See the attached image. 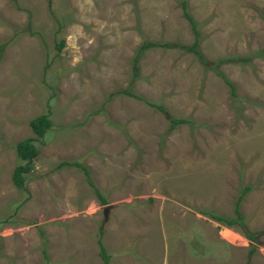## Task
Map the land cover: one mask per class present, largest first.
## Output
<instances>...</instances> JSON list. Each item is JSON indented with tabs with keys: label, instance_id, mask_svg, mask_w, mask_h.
<instances>
[{
	"label": "rangeland",
	"instance_id": "obj_1",
	"mask_svg": "<svg viewBox=\"0 0 264 264\" xmlns=\"http://www.w3.org/2000/svg\"><path fill=\"white\" fill-rule=\"evenodd\" d=\"M183 2L0 0V264H105L101 240L109 264H264V0H187L206 61L156 45L135 77L145 41L193 43ZM246 185L258 241L202 213L237 216Z\"/></svg>",
	"mask_w": 264,
	"mask_h": 264
},
{
	"label": "trees",
	"instance_id": "obj_2",
	"mask_svg": "<svg viewBox=\"0 0 264 264\" xmlns=\"http://www.w3.org/2000/svg\"><path fill=\"white\" fill-rule=\"evenodd\" d=\"M182 6H183V11H184V16L189 20L190 24L192 25L191 27H192V30H193V33L195 36L193 43L190 45H182V44H174V43H170V42H164V43L160 44L158 42L145 41L143 44L139 45L138 52H137L135 59H134L135 77L138 76L136 74V72H138V68H139L138 67V61L141 59L143 52L146 49H148L152 46H156V45H161V46H165L168 48L179 46L181 48H184V49L196 54L198 56L199 61H201L203 63L206 61V58L204 57V55L202 54V52L200 50L201 33H200L199 28H198V23L196 22V20L194 19V17L192 16V14L188 10L187 0H184ZM63 44H64L63 42L61 44H59V47L62 48ZM261 52L262 51H260L259 53H261ZM247 59H249V58L248 57L247 58L240 57V56L239 57L238 56L223 57V58H220L217 62L219 64H221V63H229V62H236V61H245ZM210 67L216 69V71L220 75H222V72L217 67H215V65L211 64ZM226 82L231 86L232 93L234 95H237L235 83L229 79H226ZM129 94L131 96H134V97H139L133 92H131ZM147 103L151 106L158 108L162 112L168 113L166 107L163 105L157 104L156 102H152V101H147ZM188 122H190V120L188 118H185V117H172V123L170 126V131L175 129L178 124L188 123ZM49 125H50V121L46 118L45 115L37 117L31 121V126H32L34 132L40 136L42 134H44V131L46 130V128ZM33 141H34L33 138H26V139L20 141L16 146L20 159L22 161H25L23 164H20L15 168V171L13 174V180H14V182L18 188L24 187V182H25L24 173L31 170L32 162H33L34 158H36L38 153H39L38 152L39 150L36 148ZM59 165L60 166H63V165H74L75 166L76 165V166L83 168L86 172H89V168L80 162H70V161L65 160V161H62ZM253 187H254L253 185H246L245 188L243 189L242 193L240 194L239 198L237 199L236 210H235V214L237 216L231 217V216H226V215L211 212V211L210 212L202 211V213L209 214L211 216V218L223 223L224 225H226L228 227L238 228V229L242 230L243 233L249 239H251L253 241H258L259 240L258 239V233L254 232V231H249L247 229V227L245 226V224L243 222V215H242L241 210L239 208L242 199L250 190H252ZM97 194L103 202H106V198L100 192H98ZM101 231H103V230H101ZM100 243H101V255L104 259L105 264H109L111 254L107 251V248H106V246L102 240L100 241ZM255 248H253L252 251H254Z\"/></svg>",
	"mask_w": 264,
	"mask_h": 264
},
{
	"label": "bare ground",
	"instance_id": "obj_3",
	"mask_svg": "<svg viewBox=\"0 0 264 264\" xmlns=\"http://www.w3.org/2000/svg\"><path fill=\"white\" fill-rule=\"evenodd\" d=\"M221 232L223 233L224 236L228 237L231 240H235L237 238H240L242 240H247L240 232L235 230L233 227H228V226H222Z\"/></svg>",
	"mask_w": 264,
	"mask_h": 264
}]
</instances>
